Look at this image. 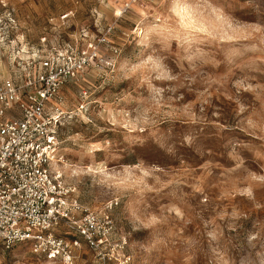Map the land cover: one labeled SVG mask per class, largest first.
<instances>
[{
	"label": "rangeland",
	"instance_id": "374dc122",
	"mask_svg": "<svg viewBox=\"0 0 264 264\" xmlns=\"http://www.w3.org/2000/svg\"><path fill=\"white\" fill-rule=\"evenodd\" d=\"M91 44L113 64L62 89V170L127 264H264V0H0V83ZM0 264L60 263L22 243Z\"/></svg>",
	"mask_w": 264,
	"mask_h": 264
},
{
	"label": "built area",
	"instance_id": "2783aa9c",
	"mask_svg": "<svg viewBox=\"0 0 264 264\" xmlns=\"http://www.w3.org/2000/svg\"><path fill=\"white\" fill-rule=\"evenodd\" d=\"M90 48L31 58L21 77L0 83V246L28 243L50 262L76 264L86 244L100 264H127V240L114 241L110 209L83 205L62 170L60 128L72 113L63 108L62 89L93 60L113 64L97 45Z\"/></svg>",
	"mask_w": 264,
	"mask_h": 264
}]
</instances>
